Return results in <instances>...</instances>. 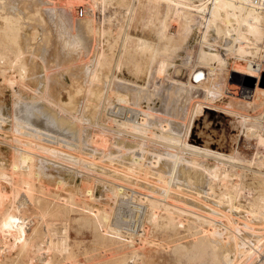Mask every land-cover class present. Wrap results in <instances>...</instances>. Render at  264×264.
Here are the masks:
<instances>
[{"label": "rangeland", "instance_id": "obj_1", "mask_svg": "<svg viewBox=\"0 0 264 264\" xmlns=\"http://www.w3.org/2000/svg\"><path fill=\"white\" fill-rule=\"evenodd\" d=\"M40 1V7H30L31 0L23 1L25 6L29 4L25 8L5 3L3 7L0 5V16L3 14L0 27L5 15L20 18L17 19L21 24L15 40L6 41L0 29V50L6 52L0 59V222L6 213L14 211L13 214H19L21 211L20 215L27 217H24L27 238L35 239L28 250L21 252L20 242L13 237L3 239L0 228V264H112L113 261L117 264L120 259L122 263L118 264H211L208 253L191 261L184 254L197 241L207 239L218 240L219 247L228 251L232 259L230 262L220 260L212 264L264 262V98L257 94L261 98L258 100L263 101L262 107H259V103L250 104L227 95L226 84L231 76L233 81L242 76L231 69L244 70L243 59H235L234 54H230L226 56L227 63L215 65L211 59L200 55L210 49L224 52V41L229 39L226 36V28H230L228 23L217 22V29L209 26L207 31L206 28L203 31V18L198 17L201 14L190 11L196 27L182 36V18L173 15L172 10L176 5L168 4L166 0ZM81 1H84L83 4ZM184 3L200 6L197 0ZM34 8H39V11ZM59 10H66L72 16L73 27H55L51 18ZM83 17L92 21L93 31L87 34V39L84 36L82 42L74 46L79 50L75 49L72 59L68 54L74 50L67 51L65 34L69 37L71 34L81 35L77 22ZM160 20L166 21V29L171 35L156 45L155 30ZM260 25L264 32V21L260 20ZM68 28L72 29L71 32ZM77 29L78 33L75 31ZM244 32L250 40L253 38L249 31ZM218 33L220 36L216 35ZM137 38L146 39L147 43L149 40L150 48L139 46ZM31 45L35 50L31 49ZM98 54L110 60L108 70L100 72L103 80L98 74V81L105 83H100L102 87L91 77L99 73L95 69V55L101 58ZM161 62L166 64V70L160 68ZM211 68L214 74L210 72ZM261 74L258 79L264 86V71ZM248 78V86L252 88L255 78ZM75 82L82 84L81 91H74L72 83ZM90 88L94 91L91 92ZM137 89L142 91L137 92ZM99 92L102 93L101 97ZM122 100L128 104L124 105ZM117 104L123 105L125 109L122 114L126 117L133 114L127 108L138 109L137 115L141 112L138 118L148 120H144L148 127L142 129L145 135L123 132L115 123L110 124L112 114L109 108ZM205 107L216 110L225 108L228 113L230 110L235 113H217ZM122 114L114 117L121 119ZM216 114L218 117H214ZM166 123L165 129L167 133L170 132L166 137L179 139L186 132L187 138L199 136L203 140L199 145L213 141L215 144L210 149L226 158L222 160L220 157L219 160L211 155L196 154L169 145L163 138L157 139L161 126ZM16 149L17 153L14 151ZM19 150L28 151L34 170L41 174L34 179V187L29 191L31 198L28 199L25 197L27 190L14 180L27 173V169L22 165L15 170L11 167L14 162H19ZM156 155H159V161L161 157V162H157L159 167L153 163L157 161ZM194 155H198L195 157L199 159L196 164L192 163ZM14 157L17 161L13 159L12 162ZM108 158L115 161L112 163L110 159L109 162ZM135 159L145 166V171L125 170L130 160L135 162ZM118 164L123 167L120 168ZM155 168L162 171L165 180L156 172L154 175ZM112 170L119 172L113 174ZM225 173L230 174L229 179H223ZM107 174L113 177L108 178ZM58 181L62 184H58ZM116 183L125 187L124 200L115 201L113 198L111 189L113 185H118ZM87 188L94 195L91 199L87 195ZM141 193L151 195L148 197L153 203L150 206L147 202L142 217L130 210L131 203L138 202ZM228 194L232 197L231 201ZM230 206L236 207H231L233 210L230 211ZM100 208L111 209L107 211L111 216L106 222L99 221L93 214L94 210L99 212ZM153 209L157 215L155 219L160 224L165 222L170 212L176 227H170L166 232L152 229L150 215ZM122 220H126L128 225ZM115 221L119 226L123 223L119 228L123 234H127L126 231H130L129 228L138 222V225L146 226L143 234L139 232V236L138 233L134 235L135 240L138 238L142 242L138 240L127 247L110 240L109 229L113 228ZM211 227L218 239L209 234ZM233 229L236 234L232 233ZM194 230L196 233H193ZM233 234L239 238L237 240L241 245L248 243L246 248L253 252L250 260L237 252L233 241L235 238H231ZM49 237L55 244L47 245ZM136 251H143L139 254V261L132 258Z\"/></svg>", "mask_w": 264, "mask_h": 264}, {"label": "bare ground", "instance_id": "obj_2", "mask_svg": "<svg viewBox=\"0 0 264 264\" xmlns=\"http://www.w3.org/2000/svg\"><path fill=\"white\" fill-rule=\"evenodd\" d=\"M1 1V0H0ZM26 2V1H28V0H17V1H11V0H8V1H6V0H2L1 2H3V3H5V4H7L8 6L9 5H12V6H14V7H19V6H21V7H27V5L29 6V4L27 3V5L25 6V4L26 3H24V2ZM30 1V0H29ZM45 1V0H44ZM47 1V0H46ZM67 1V0H66ZM167 1V3L169 4V3H172V4H174V5H176L175 7H174V9L172 10V13H173V15H176V16H179L180 15V17L182 18V20H180V21H182V28H181V33H183L182 34V36H184V35H186V34H188V32H190L191 33V31L196 27V24L195 23H193L194 21H193V19H192V16H190L191 15V13H190V11H194V12H199L200 14H201V16L199 15L198 17H202L203 18V22L201 23L202 24V29H203V31H204V28H206V31H207V28L210 26V28L212 27L213 28V26H214V28L216 27L215 25L217 24V22H223V23H228L227 25L230 27V28H226V36H228V40H227V42L226 41H224V46H223V50H224V52H223V50H222V52L223 53H219L218 51L217 52H213V51H211V49H210V51L208 50V51H202L203 53H204V55L203 54H200V55H202L201 57L203 58V56H204V58L205 57H207V58H209V59H211L213 62H214V64L216 65V64H220V65H223L224 63H227V61H226V56H230V54H234V58L235 59H243L244 61H245V64H244V70H240V69H231V71L232 72H237V73H239L240 75H242V76H240V77H238L237 78V81H233L232 79H233V76H231V80H229V82L226 84L227 85V90H225L226 91V93H227V95L229 96V97H232V98H235V99H240V100H245V101H247V103H250V104H254L255 102L256 103H259V104H257L259 107L261 106L262 107V105H263V101H260L261 100V98H264V86H263V84L259 81V77H260V75H262L261 73L259 74V72H256L255 73V71H256V68L254 67V64H257V63H262V66H264V32H263V29H262V27L263 26H261L260 25V20H262V21H264V16L263 15H259V14H256L255 12H254V10L249 6V4H247L248 3V0H197V1H200V6L199 5H195L194 3H191V2H193L194 0H166ZM182 1V2H181ZM184 1H189L190 3H191V5H187V4H185L184 3ZM48 2H49V0H48ZM51 2V1H50ZM82 2V1H81ZM84 2V1H83ZM83 2H82V4H83ZM95 1H93V3H94ZM100 2V1H99ZM137 2H139V0H137ZM3 3H0V5L2 4V7L3 6H5V5H3ZM31 4H30V7H36V6H38V5H40V3H41V1L40 0H31V2H30ZM51 3H54V2H51ZM86 3V2H85ZM204 3H206V6H203L204 5ZM55 4V3H54ZM67 4V3H66ZM89 4V3H88ZM179 4V5H178ZM42 5V4H41ZM40 5V6H41ZM74 5V4H73ZM72 5V6H73ZM40 6H38V7H40ZM58 6V5H57ZM70 6V5H69ZM179 6H181V7H179ZM1 7V6H0ZM16 7V8H17ZM46 7V6H45ZM77 7H78V5H77ZM79 7H80V5H79ZM82 7V6H81ZM87 8V7H86ZM181 8V9H180ZM3 9V8H2ZM5 9V8H4ZM3 9V10H4ZM7 9V8H6ZM5 9V10H6ZM28 9V8H27ZM63 9V8H62ZM206 9V10H205ZM1 10V9H0ZM32 10V9H31ZM34 10H38L39 11V8L37 9H35L34 8ZM41 10V9H40ZM58 10V9H57ZM205 10V11H204ZM8 12H9V10H7ZM23 11V10H22ZM29 11H30V9H29ZM66 10H59V11H57L53 16H52V18H51V21L54 23V24H56V26L55 27H57V26H60L61 28H66V27H69V28H71V26L73 27V25H74V23L72 22V16H71V18H70V16L67 14L68 12H65ZM204 11V12H203ZM20 12V11H19ZM31 12V11H30ZM41 12H42V10H41ZM43 12H44V10H43ZM55 12V11H54ZM2 13H4L5 14V12L3 11ZM7 14V13H6ZM247 14H248V16H247ZM3 15V14H2ZM2 15L0 16V17H2ZM8 15V14H7ZM192 15H194V14H192ZM14 15H8V16H3V18H4V20H3V18H1V20H3V25L0 27V29H2V31H1V33H2V35H4V38H5V40L7 41V40H15L16 38H18V35H19V28L21 27L20 25L21 24H19L18 22H20V20L18 21V19H20V18H16V17H13ZM39 16V15H38ZM41 16H43V15H41ZM167 16H168V13H167ZM247 16V17H246ZM48 17V16H47ZM179 17V18H180ZM43 18V17H42ZM165 18V17H164ZM180 18V19H181ZM254 19L252 22L250 21V19ZM47 20V19H46ZM50 20V19H49ZM76 20V19H75ZM179 20V19H178ZM42 21V20H41ZM51 22V23H52ZM77 22V21H76ZM76 22H75V24H76ZM166 21L165 20H160V23L158 24V26H157V28H156V30H155V35H156V45H157V43L158 42H164L166 39H167V37L169 36V35H171V33H169L168 31H167V29H166V23H165ZM79 23V31L81 32V33H79V34H81V35H78V36H73L72 34H71V37H69V36H67L65 33V36L67 37V44L68 45H66V49H67V51H69V50H74V51H71V53H69L68 55L69 56H72L71 58L72 59H74V52H75V49H74V46H76V44H78V43H80V42H82V40H83V38H85L84 36H86V39H87V34H89V32H91V31H93L92 30V21L90 22V20H89V18H87V17H83V19L81 18L80 20H78V22H77V24ZM19 24V25H18ZM225 25V24H224ZM244 26V27H243ZM68 28V29H69ZM76 28V27H75ZM213 28V29H214ZM22 29V28H21ZM20 29V30H21ZM55 29V28H54ZM67 29V30H68ZM215 29H217V28H215ZM70 30V32H71V30L72 29H69ZM249 31V33L251 34V35H253V38L251 37V40H250V45H248L247 47H246V50H242L241 52H237V50H236V48H235V42L237 41V39L238 38H240V37H245L246 36V34H245V32L244 31ZM34 31V30H33ZM50 31V30H49ZM77 33H78V29L77 30H75ZM74 31V32H75ZM205 31V32H206ZM216 31V30H215ZM42 32V31H41ZM48 32V31H47ZM96 32V31H95ZM205 32H204V34H205ZM233 32V33H232ZM61 33V32H60ZM177 33V32H176ZM203 33V32H202ZM216 33V32H215ZM220 33V32H219ZM219 33L218 34H216V35H219ZM223 33V32H222ZM225 33V32H224ZM49 34V33H48ZM126 35V34H125ZM179 35V34H178ZM222 35V34H221ZM220 36V35H219ZM170 37V36H169ZM127 38V37H126ZM205 38V37H204ZM4 40V41H5ZM45 40V39H44ZM127 40V39H126ZM169 40V39H168ZM226 40V39H225ZM3 41V42H4ZM86 41V40H85ZM85 41H84V45H86L85 44ZM203 41V40H202ZM12 42V41H11ZM48 41L46 40V43H47ZM149 40H148V43H147V41H146V39H143V38H137V43H138V45L140 46H142V47H148V48H150L149 47ZM153 42V41H152ZM205 42V41H204ZM204 42H202L203 44H204ZM226 42V43H225ZM17 43V42H16ZM151 43V42H150ZM155 43V42H154ZM153 43V44H154ZM14 44V43H13ZM18 44V43H17ZM16 44V45H17ZM37 45V44H36ZM35 45V46H36ZM222 45V44H221ZM220 45V46H221ZM41 46V45H40ZM151 46V45H150ZM210 46V45H209ZM30 47H32L31 49H34L35 50V48L31 45ZM45 47V46H44ZM79 47V46H78ZM93 47V46H92ZM154 47V46H153ZM152 48V47H151ZM210 48V47H209ZM222 48V47H221ZM219 49H220V47H219ZM218 49V50H219ZM19 50H21V49H19ZM30 50V49H29ZM28 50V51H29ZM77 51L79 50V49H76ZM102 50V49H101ZM128 50V49H127ZM135 50V49H134ZM146 50H147V48H146ZM153 50V49H152ZM36 51H37V49H36ZM95 51V50H94ZM97 51V50H96ZM70 52V51H69ZM98 52V51H97ZM33 55H35L36 54V52H31ZM96 53V52H95ZM5 54H6V52L3 50V49H1L0 50V59L1 58H3L4 56H5ZM32 54H30L31 55V57H32V59H33V56H32ZM93 54H94V52H93ZM97 54V53H96ZM55 55V54H54ZM101 58H99L97 55H95L97 58L95 59V63H96V61H97V64H95L96 66H97V68H95L96 69V71H98L99 70V73H96V75H94V76H91L92 77V80L93 81H95L97 84H100V83H102L100 80L98 81V78H99V76H100V79H102L101 78V75L102 74H100V72L102 73V71H103V73L106 71V70H108V68H109V64H110V60L108 59V58H105V57H102L100 54H98ZM153 57V56H152ZM201 57H200V61H201ZM35 58V57H34ZM5 59V58H4ZM98 59V60H97ZM256 59H258V60H256ZM199 61V62H200ZM212 62V63H213ZM35 63V62H34ZM201 63V62H200ZM207 64V63H206ZM210 64V63H209ZM84 65V64H83ZM94 65V66H95ZM214 65V66H215ZM220 65H219V68H220ZM92 67V66H91ZM90 67V68H91ZM160 68L162 69V70H166L165 68H166V64L165 63H163V62H161V64H160ZM214 68H216V67H214ZM264 68V67H263ZM263 68H261V71L263 70ZM91 69H94V67L93 68H91ZM218 69V68H217ZM89 70V69H88ZM213 71H214V69L213 68H211L210 69V72H212L213 73ZM207 72H209V71H207ZM209 72V74H212V73H210ZM30 73V72H29ZM33 73V72H32ZM91 73V72H90ZM93 73H94V71H93ZM159 74H161L160 72H158ZM204 73V72H203ZM215 73V72H214ZM213 73V74H214ZM88 74V73H87ZM98 74H99V76H98ZM164 74V73H163ZM209 74L207 75L208 77H209ZM104 76V75H103ZM210 76H212V75H210ZM248 77H253V78H255V82L253 81L252 82V88L251 87H249L248 86V82H249V78ZM215 78H216V75H215ZM23 79V78H22ZM28 79V78H27ZM72 79V78H71ZM104 79V78H103ZM102 79V80H103ZM107 79V78H106ZM105 79V80H106ZM107 80H109V79H107ZM210 80V79H209ZM8 81H10V79L8 80ZM72 81V80H71ZM74 81V80H73ZM79 81V80H78ZM77 81V82H78ZM167 81V80H166ZM165 81V82H166ZM77 82H75V84H73L72 83V86H74V87H72L73 89H75L74 91H81L80 90V85H82V84H79V83H77ZM99 82V83H98ZM162 82H163V80H162ZM93 83V82H92ZM96 83H94V85L96 84ZM103 83H104V81H103ZM102 83V84H103ZM107 83V82H106ZM102 84H100V87H102L103 85ZM105 84V83H104ZM13 85V84H12ZM92 85V84H91ZM202 85H204L203 83H202ZM205 85H206V83H205ZM209 85V84H208ZM86 87V86H85ZM97 87V86H96ZM99 87V86H98ZM99 87V88H100ZM104 88V87H103ZM138 88V87H137ZM96 89V88H95ZM90 90H91V88H90ZM97 90V92L99 91L98 89H96ZM139 89H137V92H139L138 91ZM92 91H94V90H91V92ZM142 91V90H141ZM140 91V92H141ZM75 92V93H76ZM69 93V92H68ZM67 93V94H68ZM100 93V97H101V95H102V93L101 92H99ZM77 94V93H76ZM89 94V93H88ZM91 94V93H90ZM257 94H260L261 95V98H260V96H257ZM69 95V94H68ZM124 95V94H123ZM71 96V95H70ZM263 96V97H262ZM96 97V96H95ZM99 97V98H100ZM70 98V97H69ZM97 98V97H96ZM121 98V97H120ZM260 98V100H258ZM73 99V98H72ZM124 100H126L125 98H123ZM71 100V99H70ZM259 101V102H257V101ZM87 101V100H86ZM100 101V100H99ZM122 103H124V105H126V103L128 104V102H123V100L121 101ZM254 102V103H253ZM70 103H71V101H70ZM69 103V104H70ZM249 104V105H250ZM262 104V105H261ZM118 106V107H117ZM133 106V105H132ZM202 107V106H201ZM98 108V107H97ZM101 108V107H100ZM205 108H207V109H210V110H213V111H216L217 113H223V114H229L232 110H230L229 111V113H228V111H226L225 110V108L224 109H222V110H218V109H221V108H218L217 110L216 109H214V108H209V107H205ZM215 108H217V107H215ZM223 108V107H222ZM60 109V108H59ZM110 109V112L109 113H111L112 115H111V122H110V124H112V122L113 123H115L116 125H117V127L118 128H120V129H122L123 130V132H129V133H131V134H134V135H145V132L142 130L143 129V127H146L147 125H146V123L144 122V120L145 121H148L146 118H144V117H140V118H138V115H139V113H141V112H139L138 113V115H137V111H138V109H136V108H132V107H130V108H127V109H129V111L130 112H132L133 114L131 115V116H125V115H123L122 114V112L124 111V107H123V105H115L113 108H109ZM200 109V108H199ZM199 109H198V111H199ZM96 110V109H95ZM234 111V110H233ZM119 113H121L122 114V118L121 119H118L119 117H117V119L114 117V116H116L117 114L119 115ZM232 113V112H231ZM231 113H230V115H231ZM235 113V112H234ZM234 113H232V114H234ZM199 114H201L200 112H199ZM208 114V113H207ZM99 115V114H98ZM136 115H137V119H140L141 121H139V120H137L136 119ZM120 116V115H119ZM124 116V117H123ZM239 116V115H238ZM214 117H218V114H216ZM219 122L217 121V124H218ZM150 125V124H149ZM166 126H167V123H166V125L164 124V126H161L162 128H160V134L157 136V139H158V137L159 138H163L164 140L163 141H166L167 143H169V145H172V146H179V147H181V148H184V149H187V150H189V151H192V152H194V153H196V154H203V155H211V156H214L215 158H218L219 160H223V158H226L224 155H222V154H219V153H217V151H215V150H212V149H210V146L211 145H214L215 143L213 142V141H208V143L207 142H204V144L203 145H199L198 143L199 142H202L203 140H201L200 138H199V136L197 137L196 136V138L195 137H190V138H187V136H188V133L186 132L185 133V135L183 136V137H180L179 139H175V138H168L169 137V134H170V132L168 131V133H167V131H166ZM112 127V126H111ZM148 127V126H147ZM146 127V128H147ZM149 129V128H148ZM148 132V131H147ZM146 132V133H147ZM148 134V133H147ZM168 134V137H166V135ZM172 134V133H171ZM152 135V134H151ZM173 135V134H172ZM148 136V135H147ZM151 137H153V136H151ZM143 138V137H142ZM149 138V137H148ZM151 139V138H150ZM18 140V139H17ZM162 140V139H161ZM29 141V140H28ZM113 141V140H112ZM19 142V141H18ZM18 144H21L20 142L18 143ZM207 144V145H206ZM23 145V144H22ZM11 147H12V145H11ZM29 147H30V145H29ZM28 147V148H29ZM12 148H14V147H12ZM31 148V147H30ZM103 149V148H102ZM140 149V148H139ZM142 150V149H141ZM16 153H17V149L16 150H14ZM191 152V153H192ZM194 153H192V154H194ZM33 154H35L34 152H33ZM42 154V153H41ZM91 154V153H90ZM111 154V153H110ZM36 156H37V154H36ZM133 156V155H132ZM159 155H156V159H157V157H158ZM196 155H194V158H195V160H193L194 158H192V160H193V162L192 163H197L196 162V160L198 161L199 159H196V157L198 156H196ZM38 157H39V155H38ZM202 157H204V156H202ZM220 157H221V159H220ZM112 158H114V157H112ZM112 158H108V161L110 162V159H112ZM121 158V157H120ZM13 159H15V161H19L18 163H16V162H14L13 164H12V162H13ZM32 156L28 153V151H26V150H22V151H20L19 150V153H18V155H17V160H16V158L14 157V158H12V162H11V167L15 170V169H18L19 168V165L21 166H24L25 167V169H27V173H24L20 178H15L14 180H15V182H16V184H18V185H20L22 188H24L25 190H27V192L28 193H26V198L28 199L29 197L31 198V196H30V192L29 191H31L32 189H33V187H34V183H33V181H34V179H37V178H39V176L41 175L40 174V172H39V170H38V172H39V174L34 170V167H33V164H32ZM117 159V158H116ZM142 159V158H141ZM140 159V160H141ZM178 159V158H177ZM228 160H229V158H227ZM226 159V160H227ZM133 160V159H132ZM132 160H130L131 161V163L129 164V165H127L126 166V168H125V170H128V171H130V172H135L136 170H142V171H145V166H143V165H141V164H139V162L137 163V160L135 161V162H133ZM139 160V161H140ZM36 161V160H35ZM97 161V160H96ZM112 161H115V159H112L111 160V162ZM230 161V160H229ZM29 162L31 163L30 165H29ZM141 162V161H140ZM157 162H161V157H160V161H159V159H157V161H153V163L154 164H156ZM223 162V161H222ZM1 163V162H0ZM113 163V162H112ZM117 163V162H116ZM118 163H119V161H118ZM127 163V162H126ZM2 165H3V162H2ZM118 165H120V164H118ZM126 165V164H125ZM156 165H158V163L156 164ZM162 165V164H161ZM151 166V165H150ZM155 165H153L152 167H154ZM23 167V168H24ZM119 167V166H118ZM123 166L122 165H120V168H122ZM148 167V166H147ZM157 167V166H156ZM158 167H159V165H158ZM38 168V167H37ZM161 168H163L162 166H161ZM218 168V167H217ZM22 169V168H21ZM40 169V168H39ZM148 169V168H147ZM124 170V169H123ZM149 170H151V168L149 169ZM163 170V169H162ZM172 170V169H171ZM170 170V174L172 175V171ZM113 171V174H115V173H117V172H119L118 170H112ZM152 171V170H151ZM104 173H105V171H103ZM153 172H154V175H155V172L160 176V177H162V179H164L165 180V178L163 177V174H162V171L159 169V168H155V171L153 170ZM166 172H167V170H166ZM169 172V171H168ZM163 173H165V172H163ZM112 174V175H113ZM123 174V173H122ZM145 174V173H144ZM147 174L149 175L150 173L149 172H147ZM13 175V174H12ZM109 175V176H108ZM153 175V176H154ZM157 175V176H158ZM165 175V174H164ZM224 175V174H223ZM119 176V175H118ZM125 176V175H124ZM158 176V177H159ZM173 176V175H172ZM171 176V177H172ZM228 176H230V174H226L225 173V175H224V180L226 179V178H228ZM107 177L109 178H111V177H113V176H111L110 174H107ZM166 177V176H165ZM119 178V177H118ZM217 178V177H216ZM113 180H115L114 178H112ZM122 179V178H121ZM120 179V180H121ZM127 179V178H126ZM162 179L160 180V181H162ZM169 179H170V177H169ZM191 179V178H190ZM229 179V178H228ZM228 179H227V181H228ZM106 180V179H105ZM172 180V179H171ZM101 181L103 182V180L101 179ZM159 181V180H158ZM157 181V182H158ZM59 182V181H58ZM57 182V183H58ZM226 182V181H225ZM58 184H62L61 182H59ZM116 184H118V183H116ZM164 184V183H163ZM64 185V184H63ZM113 185V184H112ZM167 185V184H166ZM168 185H169V183H168ZM171 186V185H170ZM88 187V186H87ZM66 188V187H65ZM162 188V187H161ZM71 189V188H70ZM88 189V188H87ZM128 189V188H127ZM176 189V188H175ZM165 190V189H164ZM227 190V189H226ZM124 191H125V187H123L122 185H113L112 186V189H111V192L113 193V198L115 199V201L117 200V201H121V200H124V196L125 195H123L124 194ZM126 193V192H125ZM135 193V192H134ZM140 193V192H139ZM150 193V192H149ZM167 193V192H166ZM0 194H2L1 192H0ZM151 194H152V192H151ZM154 194V193H153ZM170 194V193H169ZM5 195V194H4ZM83 195H85V192L83 193ZM87 195H88V197L91 199V197L92 196H94L92 193H91V190L90 189H88L87 190ZM90 195V196H89ZM112 195V194H111ZM123 195V196H122ZM129 195V194H128ZM142 193L140 194V196L138 197V202H133V203H131V206H130V210L132 211V212H134L135 214H136V216H141L142 217V215H143V212H144V209H145V207H147L146 205H147V202H148V205H150V206H153V203H152V201H151V199L149 198V197H151V195H149L148 193L146 194V195H142ZM148 195H149V197H148ZM159 195H161V194H159ZM171 195V194H170ZM19 196V195H18ZM130 196V198L132 197V192H131V195H129ZM167 196V195H166ZM225 197L226 198V196L225 195H222V197ZM164 197V196H163ZM223 197V198H224ZM228 197H230L229 196V194H228ZM259 197V196H258ZM260 197H262V195L260 196ZM84 198H85V196H84ZM94 198V197H93ZM93 198H92V201H93ZM108 198H110V196L108 197ZM136 198V197H135ZM231 198L232 197H230V199L228 198V200L229 201H231ZM88 199V198H87ZM111 199V198H110ZM113 199V200H114ZM134 199V198H133ZM159 199V198H158ZM167 199V198H166ZM68 200V199H67ZM95 200V199H94ZM174 200V199H173ZM227 200V199H226ZM71 201L73 202V199H71ZM91 201V202H92ZM133 201H135V200H133ZM177 201V200H176ZM122 202H124V201H122ZM178 202V201H177ZM226 202V201H225ZM181 203V202H180ZM261 203V202H260ZM259 203V204H260ZM157 204V203H156ZM227 204H232V202L230 203V202H228ZM159 205V204H158ZM160 205H161V203H160ZM233 205V204H232ZM89 207V206H88ZM175 207V206H174ZM231 207H233V208H235L234 206H230V211L231 210H233ZM62 208V207H61ZM103 208H105L106 209V207H103ZM108 208V207H107ZM111 208V207H110ZM14 209V208H13ZM83 209V208H82ZM101 209V208H100ZM100 209H99V212H97V210H94V213L93 214H95L96 215V217L98 218V220L100 221V220H103V221H107L108 220V218L111 216V215H109L108 214V212L109 211H111V209L110 210H102V211H100ZM187 209V208H186ZM239 209V208H238ZM20 210V209H19ZM84 210V209H83ZM18 211V210H17ZM108 211V212H107ZM255 211V210H254ZM254 211H253V213H254ZM13 212L14 211H12V213H6L5 215H4V217L2 218V220H1V222H0V228H1V236H2V238L3 239H6V238H8V237H13V239L15 240V241H17V242H20V250H21V252L22 251H26V250H28V247L31 245V244H33L34 243V240H33V237H28L27 238V234H26V229H27V227H26V229H25V225H26V222H25V218H27L25 215L22 217L21 215H20V212H19V214H13ZM85 213V212H84ZM87 213V212H86ZM91 213V212H90ZM21 214H23V213H21ZM88 214V213H87ZM224 213H222V215H223ZM250 214H252V213H250ZM255 214V213H254ZM1 215V214H0ZM150 215V214H149ZM253 215V214H252ZM157 215L155 214V209H153L152 210V213H151V215H150V218H151V221H152V229H157V230H161L162 232L164 231V232H166L167 230H170V227H172L173 228V226H175L176 227V225H174L173 223H172V221H173V216H172V214L170 213V212H168V214H167V216H166V218H165V222L164 223H159V222H157L156 221V219L155 218H157L156 217ZM214 216V215H213ZM224 216V215H223ZM225 216H227V215H225ZM248 216H249V212H248ZM25 217V218H24ZM199 217V216H198ZM198 217H196V218H198ZM222 217V216H221ZM228 217V216H227ZM130 218V217H129ZM139 218V217H138ZM229 218V217H228ZM140 219H142V218H140ZM167 219V220H166ZM231 219H232V217H231ZM30 220V219H29ZM127 220V219H126ZM126 220H122L123 222H126ZM216 220V219H215ZM229 220V219H228ZM28 221V220H27ZM98 221V222H99ZM110 221V220H109ZM230 221V220H229ZM95 222H96V220H95ZM138 222V221H137ZM141 222V221H140ZM187 222H189V221H187ZM191 222H193V221H191ZM216 222H218V221H216ZM28 223H29V221H28ZM109 223V222H108ZM121 223V222H120ZM127 223V222H126ZM130 223V222H129ZM139 223V222H138ZM138 223L137 224H134L132 227H130L129 228V230L130 231H126V233L127 234H123L122 232H121V230L119 229L120 228V226H122L121 224H123V223H121L120 224V226L118 225V223L115 221L113 224V228H108L109 226H107V228L109 229V237H110V240H112V241H115L116 243H120V244H124L125 246H127V247H131L134 243H136V241L138 242V238H137V240H135V234H137L138 233V236H139V232H140V235L141 234H143L144 233V228L146 227V226H142L141 224L140 225H138ZM194 223V222H193ZM230 223H231V221H230ZM99 224V223H98ZM212 224V223H211ZM106 225H107V223H106ZM127 225H128V223H127ZM213 225V227L215 226V224L213 223L212 224ZM233 225V224H232ZM238 225V224H237ZM101 226H102V224H101ZM101 226H100V228H101ZM130 226V225H129ZM138 226H140V229H138L137 230V228H138ZM194 226V225H193ZM241 226H243V225H241ZM250 226V225H249ZM29 227V226H28ZM96 227V226H95ZM216 227V226H215ZM214 227V228H215ZM234 227V226H233ZM239 227V226H238ZM97 228H99L98 226H97ZM212 228V227H211ZM214 228H212L211 230H210V232H209V234L211 235V236H213V238L215 237V239H218V238H216V237H218L217 236V233H216V231L214 230ZM217 228V227H216ZM226 228V227H225ZM251 228V227H250ZM253 228V227H252ZM148 229V228H147ZM232 229V228H231ZM248 229V228H247ZM36 230V229H35ZM34 230V231H35ZM105 229H102V231H104ZM145 230H146V228H145ZM198 230V229H197ZM235 229H233L232 230V233H235L236 232V230L234 231ZM33 231V230H32ZM106 231V230H105ZM195 231V230H194ZM200 231V230H199ZM154 232V231H153ZM241 232V231H240ZM106 234H107V232H105ZM146 233H147V231H146ZM193 233H196V231L195 232H193ZM220 233V232H219ZM222 233V232H221ZM35 234H37V233H35ZM198 234V233H197ZM223 234V233H222ZM236 234V233H235ZM55 235V234H54ZM67 236V235H66ZM143 236V235H142ZM141 236V237H142ZM231 236V235H230ZM229 236V237H230ZM237 236V235H236ZM251 236V235H250ZM253 236V235H252ZM259 236V235H258ZM99 237V236H98ZM104 237H105V235H104ZM146 237V236H145ZM205 237V236H204ZM226 237V236H225ZM197 238V237H196ZM199 238V237H198ZM227 238H228V236H227ZM226 238V239H227ZM232 239H234L235 237H234V234H233V237H231ZM241 238V237H240ZM48 239H50V237L48 238ZM212 239V238H211ZM223 238H221L220 240H222ZM237 239H239V238H235V240H237ZM145 240H147V239H145ZM206 240V239H205ZM213 240V239H212ZM235 240H233L234 241V247L236 248V250H237V252L239 253V252H241V254L242 255H244L246 258H247V260H250L252 257H253V252H251V250L250 249H248V248H246L247 247V244L246 245H241V243L239 244L238 243V240H237V242H235ZM139 241H141L142 242V240H139ZM150 241V240H149ZM148 241V242H149ZM256 241H258V240H256ZM147 242V243H148ZM152 242V241H151ZM150 242V243H151ZM164 242V241H163ZM227 242H228V240H227ZM260 242V241H259ZM258 242V243H259ZM9 243V242H8ZM146 243V242H145ZM245 243V242H244ZM46 244V243H45ZM52 244H55L51 239L48 241V243H47V245L49 246V245H52ZM120 244H118V245H120ZM152 244V243H151ZM250 244V243H249ZM57 245V244H56ZM56 245H55V247H56ZM4 246V245H3ZM220 245H219V242H218V240H214V241H211L210 239H207L206 241H197L192 247H191V249H188L184 254H187V257L189 258V261H191V260H193L194 259V257H202L205 253H208L210 256H211V258H210V262H211V264L212 263H215V262H218V261H226V262H230V255H229V252L228 251H224V250H222L220 247H219ZM249 246V245H248ZM252 246V245H251ZM7 247V246H6ZM52 247V246H51ZM54 247V248H55ZM114 247V246H113ZM141 247V246H140ZM142 247H143V244H142ZM257 247H258V245H257ZM107 248V247H106ZM250 248H252V247H250ZM5 249V248H4ZM140 249V248H139ZM43 250V249H42ZM52 250V249H51ZM138 250V249H137ZM175 250V249H174ZM255 250V249H254ZM6 251H9V250H6ZM4 252V251H3ZM40 252V251H39ZM191 252H193L194 254H191ZM141 253H143V251H136L135 253H134V255H133V259H135L134 261H139V254H141ZM237 253V255H241V254H238ZM256 253V252H255ZM21 254V253H20ZM233 254V253H232ZM2 255H4V254H2ZM143 255V254H142ZM113 256V255H112ZM236 256V255H235ZM136 258H137V260H136ZM236 258V257H235ZM2 258H0V260H1ZM32 259V258H31ZM44 260H45V258H44ZM113 260H114V257H113ZM117 260V259H116ZM115 260V261H116ZM232 260V259H231ZM235 260V259H234ZM35 261V260H34ZM142 261V260H141ZM260 261V260H259ZM232 262V261H231ZM108 263V262H107ZM117 263V262H116ZM118 263H122V261H121V259L119 260V262ZM117 263V264H118ZM133 263V262H132ZM136 263V262H135ZM135 263H133V264H135ZM225 263V262H224ZM233 263V262H232ZM250 263V262H249ZM30 264V263H29ZM112 264H115L114 263V261H113V263ZM141 264V263H140ZM259 264H264V262H260Z\"/></svg>", "mask_w": 264, "mask_h": 264}, {"label": "built area", "instance_id": "obj_3", "mask_svg": "<svg viewBox=\"0 0 264 264\" xmlns=\"http://www.w3.org/2000/svg\"><path fill=\"white\" fill-rule=\"evenodd\" d=\"M249 6L254 10V12L256 14L259 15H263L264 16V0H248ZM254 19H250V21L252 22ZM250 45V37L249 36H245V37H240L237 39V41L235 42V48L237 50V52H241L242 50H246V47ZM254 67L256 68V72L261 73L262 71H264V66H262V63H257L254 64ZM261 68H263V70L261 71Z\"/></svg>", "mask_w": 264, "mask_h": 264}]
</instances>
